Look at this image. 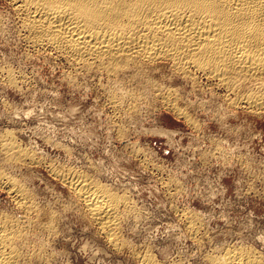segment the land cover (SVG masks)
Here are the masks:
<instances>
[{
  "label": "rangeland",
  "instance_id": "obj_1",
  "mask_svg": "<svg viewBox=\"0 0 264 264\" xmlns=\"http://www.w3.org/2000/svg\"><path fill=\"white\" fill-rule=\"evenodd\" d=\"M15 18L0 0V144L10 134L34 156L7 163L0 145V218L24 229L25 252L44 249V259L24 264H141L149 254L156 264H208L228 248L248 250L264 264V115L231 107L209 82L192 85L160 64L149 77L175 90L187 122L146 90L144 79L139 86L123 78L116 87L49 51L33 50ZM123 91L134 93L136 103H109ZM65 170L130 198L134 213L120 221L119 246L52 173ZM4 176L22 183L34 204L24 211ZM186 218L197 221L195 233Z\"/></svg>",
  "mask_w": 264,
  "mask_h": 264
},
{
  "label": "bare ground",
  "instance_id": "obj_2",
  "mask_svg": "<svg viewBox=\"0 0 264 264\" xmlns=\"http://www.w3.org/2000/svg\"><path fill=\"white\" fill-rule=\"evenodd\" d=\"M5 1L15 13L19 33L33 50L49 51L70 61L77 71L103 76L114 81L116 87L123 78H131L136 85L144 79V88L153 90L165 106L187 122L191 118L177 107L175 90L150 79L149 73H156L160 64H168L173 75L192 85L198 79L209 82L210 87L223 93V100L231 107L264 115V0ZM6 78L14 84L10 73ZM144 88L139 89L146 91ZM124 93L121 97L111 94L109 103L117 106L123 98L129 99V104L136 103L133 92ZM9 135L2 137L0 144L5 161L17 164L28 158L32 162V153L20 150ZM52 173L82 203L84 214L105 234L108 242L119 246L120 221L134 213L130 198L79 172ZM2 183L24 211L34 204L29 201L23 184L15 178L5 177ZM186 219L188 231L193 234L197 221ZM45 227L50 232L49 222ZM24 244V229L19 223L0 218V264H24L23 261L33 257L44 259V249L25 252ZM252 254L243 248H228L208 258V264H258L259 260ZM149 255L140 257V263L156 264Z\"/></svg>",
  "mask_w": 264,
  "mask_h": 264
}]
</instances>
